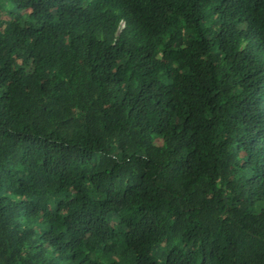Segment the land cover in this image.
<instances>
[{
  "label": "trees",
  "instance_id": "1",
  "mask_svg": "<svg viewBox=\"0 0 264 264\" xmlns=\"http://www.w3.org/2000/svg\"><path fill=\"white\" fill-rule=\"evenodd\" d=\"M0 264H264V0H0Z\"/></svg>",
  "mask_w": 264,
  "mask_h": 264
}]
</instances>
